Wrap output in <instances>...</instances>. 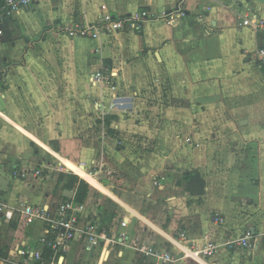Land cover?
<instances>
[{
  "label": "crops",
  "instance_id": "obj_1",
  "mask_svg": "<svg viewBox=\"0 0 264 264\" xmlns=\"http://www.w3.org/2000/svg\"><path fill=\"white\" fill-rule=\"evenodd\" d=\"M103 6L151 19L68 35ZM245 18L264 20V0H38L2 21L0 264L40 248L43 224L23 211L75 198L71 174L89 185L82 222L130 240L110 253L76 240L61 264H162L133 240L170 250L174 264H264V30ZM98 72L111 86L94 84ZM247 231L253 248L230 246ZM209 242L218 250L205 258Z\"/></svg>",
  "mask_w": 264,
  "mask_h": 264
},
{
  "label": "built area",
  "instance_id": "obj_2",
  "mask_svg": "<svg viewBox=\"0 0 264 264\" xmlns=\"http://www.w3.org/2000/svg\"><path fill=\"white\" fill-rule=\"evenodd\" d=\"M38 0H4V7L0 11V24L2 21L19 11L29 8L34 2ZM106 7H102V16L97 24L90 26H80L77 28L67 29L66 32L71 38L83 39H99L103 35H109L127 30H139L142 24L151 19V14L148 11H141L132 13L123 17H114L106 13ZM181 11V10H178ZM179 13V12H176ZM165 14L163 16L169 23L175 21V14ZM179 14H182L179 13ZM243 27H250L254 30H264L263 19H249L245 18L241 23ZM256 59L264 63V49L256 54ZM112 76L106 72H98L94 76V84H107L111 86ZM37 172L36 175H40ZM23 175H26L24 173ZM83 206L75 201V198H65L57 205L55 209L49 207H27L23 211V215L27 225H32L36 222L43 224V234L39 239L40 248L34 252L27 250H19L18 256L22 259V264H31L33 262L42 263L46 259L51 258L56 264L60 259H64L71 251L72 243L79 239H85L89 248H95L104 242L105 249L108 253L111 252L113 245L129 242V235L122 233L119 236H108L106 231L101 230L95 224L82 222ZM6 218L12 219L13 214L7 213ZM128 222H122V227L126 228ZM253 234L247 231L236 243L230 244L231 247L239 249H251ZM131 245L141 255L151 257L162 264H174L176 258L168 249H160L152 246L146 242H139L138 240L130 241ZM218 250L217 244L213 242L207 243L200 252L205 258H212L216 255ZM105 251V252H106Z\"/></svg>",
  "mask_w": 264,
  "mask_h": 264
},
{
  "label": "trees",
  "instance_id": "obj_3",
  "mask_svg": "<svg viewBox=\"0 0 264 264\" xmlns=\"http://www.w3.org/2000/svg\"><path fill=\"white\" fill-rule=\"evenodd\" d=\"M4 4V1H1L0 3V10H2V7ZM67 178L70 181V185H68V189L72 190L73 189V185L74 184H78V190L75 196V201L79 204H82L85 199L87 198L88 195V190H89V185L82 179H80L77 175L71 174V175H67ZM65 198H63L64 200Z\"/></svg>",
  "mask_w": 264,
  "mask_h": 264
},
{
  "label": "water",
  "instance_id": "obj_4",
  "mask_svg": "<svg viewBox=\"0 0 264 264\" xmlns=\"http://www.w3.org/2000/svg\"><path fill=\"white\" fill-rule=\"evenodd\" d=\"M66 193L67 194L65 195V198H68V199H73L74 198V193L73 192L67 191Z\"/></svg>",
  "mask_w": 264,
  "mask_h": 264
},
{
  "label": "bare ground",
  "instance_id": "obj_5",
  "mask_svg": "<svg viewBox=\"0 0 264 264\" xmlns=\"http://www.w3.org/2000/svg\"><path fill=\"white\" fill-rule=\"evenodd\" d=\"M81 171H84L83 169L79 168Z\"/></svg>",
  "mask_w": 264,
  "mask_h": 264
}]
</instances>
